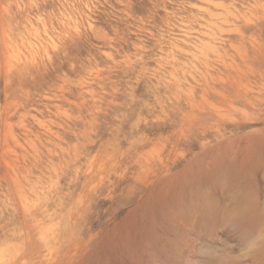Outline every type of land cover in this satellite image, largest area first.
<instances>
[{
	"label": "clouds",
	"instance_id": "clouds-1",
	"mask_svg": "<svg viewBox=\"0 0 264 264\" xmlns=\"http://www.w3.org/2000/svg\"><path fill=\"white\" fill-rule=\"evenodd\" d=\"M243 125L264 0H0V264H62L101 190Z\"/></svg>",
	"mask_w": 264,
	"mask_h": 264
},
{
	"label": "rangeland",
	"instance_id": "rangeland-1",
	"mask_svg": "<svg viewBox=\"0 0 264 264\" xmlns=\"http://www.w3.org/2000/svg\"><path fill=\"white\" fill-rule=\"evenodd\" d=\"M140 6H137V11ZM261 128L259 132L249 131ZM93 199L62 264H264V125Z\"/></svg>",
	"mask_w": 264,
	"mask_h": 264
}]
</instances>
